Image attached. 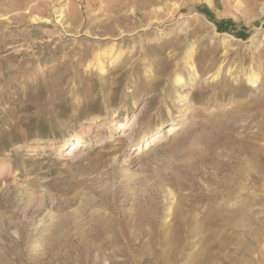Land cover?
<instances>
[{
	"label": "rangeland",
	"instance_id": "rangeland-1",
	"mask_svg": "<svg viewBox=\"0 0 264 264\" xmlns=\"http://www.w3.org/2000/svg\"><path fill=\"white\" fill-rule=\"evenodd\" d=\"M0 264H264V0H0Z\"/></svg>",
	"mask_w": 264,
	"mask_h": 264
},
{
	"label": "bare ground",
	"instance_id": "bare-ground-1",
	"mask_svg": "<svg viewBox=\"0 0 264 264\" xmlns=\"http://www.w3.org/2000/svg\"><path fill=\"white\" fill-rule=\"evenodd\" d=\"M161 13V12H160ZM157 25V24H156ZM122 34V33H121ZM192 54V53H191ZM108 55H111V53H108ZM92 62V61H91ZM92 64V63H91ZM93 64H95V65H97L98 66V68L99 69H103V62H102V60H101V56L98 54V53H96V54H94V58H93ZM219 73V70H217V72L215 73V76H217V75H219L218 74ZM246 79H248L251 83H254L255 81L254 80H252V74L251 75H246ZM176 80L179 82V81H181L182 80V77L180 76V75H177L176 76ZM120 128H119V130H122V129H124V128H127V124L123 121V122H120ZM158 129H162L160 126H158L157 127ZM171 128H169V130H170ZM85 142V140L83 139V138H79L76 142H73V143H71V145L72 144H74L75 143V145H73L74 147H79V146H82V144ZM145 142L148 144V145H150L151 143L149 142V140L147 139V140H145ZM137 146L138 145H136V146H134L133 147V149H132V147H126L124 150H127V151H132V150H135V148L137 149ZM73 147V148H74ZM69 150V149H68ZM65 152H67V153H65ZM64 153L66 154V155H71V150L70 151H65ZM73 155V154H72ZM71 155V156H72Z\"/></svg>",
	"mask_w": 264,
	"mask_h": 264
}]
</instances>
